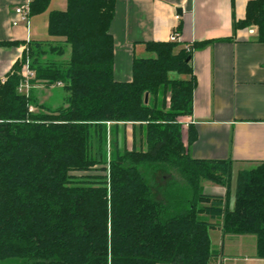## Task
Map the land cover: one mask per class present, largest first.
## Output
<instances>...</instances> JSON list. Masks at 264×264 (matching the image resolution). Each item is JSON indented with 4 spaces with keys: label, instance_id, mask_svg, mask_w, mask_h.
I'll return each instance as SVG.
<instances>
[{
    "label": "trees",
    "instance_id": "16d2710c",
    "mask_svg": "<svg viewBox=\"0 0 264 264\" xmlns=\"http://www.w3.org/2000/svg\"><path fill=\"white\" fill-rule=\"evenodd\" d=\"M48 3L31 0L30 16ZM114 8L115 0H67L48 18V34L60 39L26 42L0 78V264H209L214 226L230 238L253 235L264 258V161L234 176L230 158L187 152L196 138L188 123L184 140L191 57L210 42H144L150 55L133 58L130 81H116ZM249 26L264 43V0L233 17V31ZM26 61L33 86L62 87L60 106L18 93ZM127 125L144 134L143 148L126 146ZM145 167L170 176L154 187ZM202 180L224 195L205 193Z\"/></svg>",
    "mask_w": 264,
    "mask_h": 264
},
{
    "label": "crops",
    "instance_id": "0c3cea01",
    "mask_svg": "<svg viewBox=\"0 0 264 264\" xmlns=\"http://www.w3.org/2000/svg\"><path fill=\"white\" fill-rule=\"evenodd\" d=\"M248 1L115 0L109 25L113 78L120 82L131 80L134 57L149 55L144 42L167 41L173 33L177 41L185 44L210 42L192 53L196 86L192 114L185 118L184 140L187 125L192 124L196 138L187 145L188 154L203 160L230 158L234 176L264 161V43L255 40L253 26L235 31L232 28L233 17L244 19ZM25 2L0 0V42H20L0 46V78L21 59L26 42L60 39L48 34V18L52 11L65 10L67 0H49L44 11L12 25L13 20L20 19L15 7ZM56 87L61 86L46 88L37 83L31 92L43 103L41 94ZM64 97L65 94L62 103ZM126 129L131 131L129 125ZM125 139L132 143L127 133ZM203 190L220 196L225 193V188L215 183ZM209 235L215 254L209 264H264V258L255 256V237L247 240L254 242L253 251L245 253L246 240L240 237L248 235L230 238L223 235L219 226L212 227Z\"/></svg>",
    "mask_w": 264,
    "mask_h": 264
},
{
    "label": "rangeland",
    "instance_id": "374dc122",
    "mask_svg": "<svg viewBox=\"0 0 264 264\" xmlns=\"http://www.w3.org/2000/svg\"><path fill=\"white\" fill-rule=\"evenodd\" d=\"M252 27V26H251ZM254 27V26H253ZM255 28V27H254ZM150 55V54H149ZM148 55V56H149ZM65 94L64 90L62 89V87H56L54 89L48 90V91H44L42 97H44L45 99L42 100L43 103H45V105L49 106L50 108L52 107H56L57 105H60L62 103V96ZM125 129V133H127V136L132 138V143H127V139H126V145L128 148H130L132 145H135L136 148H143L144 147V134H141L138 130V128L129 131L126 128ZM121 131V130H120ZM129 132V133H128ZM129 134V135H128ZM143 135V136H142ZM95 137V133L94 130L91 129V139H90V154L92 157H96L97 154H95V151L97 150V145L95 143L94 140ZM106 149H108V146H106ZM142 173L145 176L146 180L148 181L149 184H152V186L156 187L157 184H154L153 182H160L162 181L161 179H167L169 178L170 174L169 173H156V177H151V167H145L142 169ZM213 182H210L208 180H202V185L203 187L207 188L212 186ZM154 191L157 194V197L160 198V194L158 192V190L155 188ZM240 238H245L246 240V246L244 247V252L247 253L249 250L253 251V246H254V242H248V238H250V240H253L254 236L253 235H248L246 237H240ZM215 248L217 250H219V246L215 245Z\"/></svg>",
    "mask_w": 264,
    "mask_h": 264
},
{
    "label": "built area",
    "instance_id": "2783aa9c",
    "mask_svg": "<svg viewBox=\"0 0 264 264\" xmlns=\"http://www.w3.org/2000/svg\"><path fill=\"white\" fill-rule=\"evenodd\" d=\"M30 1L31 0H26L24 4L15 7L14 12L20 17V19L13 20L12 25H18L20 22H24L30 17V8H29ZM170 40L172 41L176 40V33L171 34ZM22 76L23 78L17 87V91L20 94H24L25 96H28L30 90L33 87L30 80L34 77V72L33 70L30 69L28 61H26L22 67ZM29 110L33 111L34 109L33 107H30Z\"/></svg>",
    "mask_w": 264,
    "mask_h": 264
}]
</instances>
